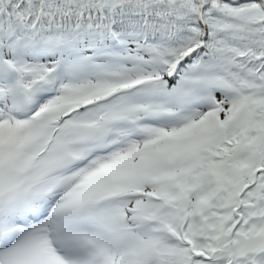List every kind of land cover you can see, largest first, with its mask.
Instances as JSON below:
<instances>
[{
  "label": "snow or ice",
  "instance_id": "snow-or-ice-1",
  "mask_svg": "<svg viewBox=\"0 0 264 264\" xmlns=\"http://www.w3.org/2000/svg\"><path fill=\"white\" fill-rule=\"evenodd\" d=\"M0 264H264V0H0Z\"/></svg>",
  "mask_w": 264,
  "mask_h": 264
}]
</instances>
